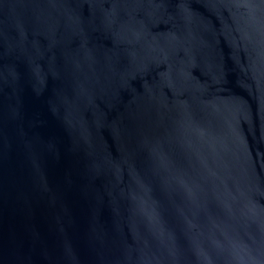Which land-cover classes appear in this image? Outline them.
Wrapping results in <instances>:
<instances>
[{
	"label": "water",
	"instance_id": "obj_1",
	"mask_svg": "<svg viewBox=\"0 0 264 264\" xmlns=\"http://www.w3.org/2000/svg\"><path fill=\"white\" fill-rule=\"evenodd\" d=\"M0 264H264V0H0Z\"/></svg>",
	"mask_w": 264,
	"mask_h": 264
}]
</instances>
